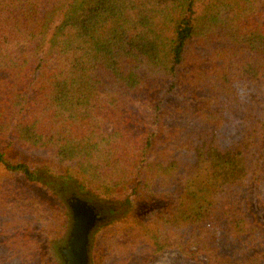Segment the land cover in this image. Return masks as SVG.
Masks as SVG:
<instances>
[{
  "label": "trees",
  "instance_id": "obj_1",
  "mask_svg": "<svg viewBox=\"0 0 264 264\" xmlns=\"http://www.w3.org/2000/svg\"><path fill=\"white\" fill-rule=\"evenodd\" d=\"M59 187L133 213L92 264H264V0H0V264H55Z\"/></svg>",
  "mask_w": 264,
  "mask_h": 264
},
{
  "label": "rangeland",
  "instance_id": "obj_2",
  "mask_svg": "<svg viewBox=\"0 0 264 264\" xmlns=\"http://www.w3.org/2000/svg\"><path fill=\"white\" fill-rule=\"evenodd\" d=\"M16 187L19 188L20 190L23 189V184L22 182H17ZM55 188V187H52ZM37 190V194H43V193H47V190L44 189L43 186H38L36 188ZM48 190L51 191V200L53 201H58L59 203H61V198L58 196V194H56L57 191L51 190L48 188ZM77 195L80 197H84L86 199H89V201L96 203L100 206H103L104 208H107V206H112L115 207L120 213L117 212V216H113L111 217L110 215L107 216V221H105L96 231H94V233L91 235V264H92V260L94 258V252H95V240L96 237H100L102 238V240H100L99 242L102 244L104 243L105 240H109V234L119 231L121 229V224H125V223H129L130 220L132 219L133 213L130 211H126L125 208L121 207V204L124 201L123 199H118V200H113V199H103V198H95L92 195H84L82 193L77 192ZM34 197V196H33ZM129 197V196H128ZM127 197V198H128ZM130 202H131V207L134 208L135 207V203L133 202V196L129 197ZM129 206V207H130ZM150 207V206H149ZM114 209V208H113ZM116 210V211H117ZM69 211V210H68ZM69 217L65 226V229L63 230V232H61L60 234L58 233H54L50 238L48 237H44L45 239H42V242H44L45 244H47V251L50 253L51 257L54 259L55 264H61L60 260L58 258V253H57V247L58 245L64 240L66 234L69 231L70 228V211H69ZM136 216V215H135ZM131 217V218H130ZM56 218V215H55ZM35 228L38 229L39 228V222H36L35 224ZM137 230H139V227L136 226L135 227ZM95 233H97V236L95 235ZM142 233V232H141ZM2 238V237H0ZM113 239V238H112ZM112 239L110 242L108 243H112ZM108 243H104V244H108ZM141 250L144 251V253L146 252V255H148L149 252H147L146 250H144V245L142 243H138V254L142 255L143 253L141 252ZM5 252L6 251L2 248L0 249V252ZM110 252L109 249L105 246V248L101 249V256L104 254V252ZM145 255V256H146ZM146 262L143 264H198V262L196 260H187L183 257V255H181L180 252L176 251L175 249L173 250H166L163 251L162 253L158 254V255H153L151 256L149 259H145ZM114 264L117 262V258L114 254V257L112 259V261Z\"/></svg>",
  "mask_w": 264,
  "mask_h": 264
},
{
  "label": "water",
  "instance_id": "obj_3",
  "mask_svg": "<svg viewBox=\"0 0 264 264\" xmlns=\"http://www.w3.org/2000/svg\"><path fill=\"white\" fill-rule=\"evenodd\" d=\"M91 204L75 196L68 201L70 228L57 247L61 264H91V235L108 220L95 211L103 206Z\"/></svg>",
  "mask_w": 264,
  "mask_h": 264
},
{
  "label": "flooded vegetation",
  "instance_id": "obj_4",
  "mask_svg": "<svg viewBox=\"0 0 264 264\" xmlns=\"http://www.w3.org/2000/svg\"><path fill=\"white\" fill-rule=\"evenodd\" d=\"M56 193L58 194V196L62 199V200H64L65 201V203H66V205H67V207H68V210L70 211V208H69V205H68V201H70V198H71V196H75V197H77V198H80L81 200H84V201H86L87 202V204H90L91 206H93L92 204H91V201H89V200H87V199H85V198H83V197H80V196H78L76 193H73V192H69V191H67V188L66 187H59L58 189H56ZM112 211V207L110 206H107V208H104V207H102V208H95V211L98 213V214H102L104 217H107V216H109V212H111Z\"/></svg>",
  "mask_w": 264,
  "mask_h": 264
}]
</instances>
